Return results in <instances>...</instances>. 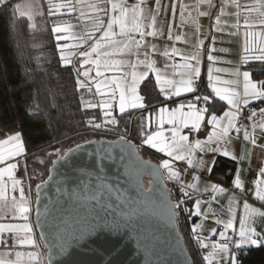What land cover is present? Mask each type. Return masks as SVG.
<instances>
[{
  "label": "snow or ice",
  "instance_id": "6c2138e0",
  "mask_svg": "<svg viewBox=\"0 0 264 264\" xmlns=\"http://www.w3.org/2000/svg\"><path fill=\"white\" fill-rule=\"evenodd\" d=\"M82 0H67L66 3L55 4L48 0V15L56 16L60 9H67L68 13L75 12L79 7L78 20L87 19V23L81 24L78 31H73L75 27L69 21L62 19L53 20L50 31L55 33L56 47L58 49L57 63L61 64L63 69L68 71L73 77L74 90L86 91L88 94L99 95L101 99L98 103L86 100L84 96L79 97L81 110L101 108L103 121L96 122V117H89L84 123L87 128L101 129L108 128L109 125L117 126L119 121L113 112L116 107L119 113H125L129 108L145 109L149 107L152 111L142 118L138 129L133 132L138 135L140 145H149L152 149H157L159 153L166 154L167 158L161 157V160L153 167V174L158 178L171 180L177 188L179 195L175 201L169 197L167 205L168 214L174 222L179 219L182 213H188L189 217H201L200 223H193L189 233V239L193 244L194 253L199 249H208L212 251L208 255H203L201 259L208 264H240L239 253L249 246H264V231H257L258 221L264 222V179L255 180L253 195L255 200L260 202L261 207H254L247 199L242 201V215L237 217L236 208L241 205L240 197L236 196L238 190L241 195L246 191L245 182L237 173L235 175L234 191L230 200L227 213L228 219H215V225H222V230L217 233L216 228L210 229V235H218L219 240L213 241L211 245L206 241L208 236L203 235L205 230L204 220L208 215L217 216L212 210L211 203L217 199L216 193H224L226 189L217 183H207L203 191L200 188V175H193L189 181H185L181 175V169L175 166V161H186L197 172L210 174L215 167V160H205L203 157H197L195 154L200 152L218 153L232 160L243 162L245 157L250 159L251 153L242 149L241 154L237 156L230 148L232 133L237 136L243 133L246 141H250L253 147H259L264 151V144L257 145L256 129L260 128L264 132V120L259 123L256 121L257 112L254 109H248L246 119L252 121L251 125H245V109L252 101H264V79H252L251 70L241 71L239 67L229 69L207 67V79L203 86L202 80V55L201 48L204 41H199L196 45V52L192 55H181L182 63H165L164 70L172 68V75H177L179 70V79L168 78L164 70L156 67L157 61L150 59V56L157 52L155 43L150 46L146 43L147 37L164 36L162 27L157 25V17L170 11L172 17H175L176 5L173 2L170 6L162 3V0H155L154 7L147 5L146 0H137L132 5L127 4V0H94L87 5L91 9L90 14H86L81 7ZM33 5H21L20 3L11 4V0H0V10L11 9L12 15L19 13L20 17L27 16L33 20L30 11ZM39 9V5H34ZM234 7L235 13H226V9ZM188 5L181 6V23L184 22L185 10ZM203 9V10H202ZM194 11L197 16H207L210 21V30L222 32L223 27L228 26L225 21L222 26V17L225 15H235L237 23L231 25L239 30L241 24L239 20L243 17L244 26L252 28L250 16L252 13H258L259 22L264 25V0H255L252 4H241L240 0H196ZM42 15V13H41ZM191 16V12H188ZM150 21V22H146ZM32 28L36 27L33 22ZM252 33H246L251 35ZM138 37V38H137ZM169 41L173 39L172 25H169L167 32ZM176 40L181 36L176 35ZM71 40L72 43H63L61 41ZM215 35L210 37V42L214 43ZM67 51V54H65ZM216 51L211 48L206 51L208 62L214 63L217 57L212 53ZM219 51H227L220 49ZM260 55H252V49L248 46L247 40L243 47L241 66L247 64L250 60H259L264 62V41L259 47ZM180 50L176 47L171 48V52L165 49L161 55L172 60ZM135 57V60L115 58V57ZM143 57V59H141ZM143 66V71L137 69ZM128 67L129 71L123 69ZM155 73V82L159 86V92L163 96V101L151 105V97L145 102V97L138 91L139 85L148 80L149 73ZM229 72L232 79L220 80L215 73ZM264 73V68L260 69ZM112 73V75H107ZM223 84L225 87L217 86ZM242 85V91L237 88ZM147 87V85H145ZM95 89V92L93 91ZM207 94H204V93ZM183 94H192L191 98ZM227 101V110L222 115H218L217 99ZM203 105L198 107V105ZM168 105H175L169 107ZM39 110L40 106L35 105ZM187 109V111H185ZM27 111V109H26ZM35 115V113H33ZM259 115L264 118V107L259 109ZM155 118L158 129L151 130V125ZM167 123L172 125L169 129L171 135L166 136L163 125ZM210 124L211 131L207 133V139H193L189 141V135L199 133L202 126ZM251 128V131H249ZM184 129H188V134H182ZM129 129H124V134L119 136L117 141L112 144L118 145L121 153L127 152L128 158L139 151V145H134L129 139ZM0 209L11 208V220L17 222L0 223V243H7L3 234L8 233L14 241L13 247L32 246L35 251L15 252V260H6L0 258V264H22L24 258L33 264H53L51 249L53 244L49 241L41 244L40 240L47 241L48 238L43 232L35 234L34 225L30 220L31 200L28 194L31 193L33 184L31 177L26 182L16 177V171L20 165V158L27 160V141L23 127L17 130H10L8 133L0 134ZM88 143H98L100 146L95 153H90V157H95L92 167H78L74 171L79 173L78 183L75 188L57 189L58 192H67V203L71 205L69 209L72 219L75 221L66 233H60L63 242L59 245L60 253H68L72 244L81 245L87 238L94 235L97 231L105 229L116 232L131 221L133 216L140 215V207L131 208L125 211L124 204L147 205L151 202V190L145 191L137 177V187L141 193L147 197V201H135L128 194V190L109 181L105 166V161L114 159L112 144L105 146L103 142L88 141ZM82 145L77 144L75 149L68 148L67 152H61L57 149L55 155L58 160H67L68 157L81 149ZM48 155H52L49 153ZM124 160L123 155L120 156ZM137 161L144 167L150 162ZM40 163H44L42 159ZM55 163V162H52ZM23 170L27 171V164L23 165ZM185 174L187 169L183 170ZM259 175L264 178V167H260ZM7 178V179H6ZM39 178V177H38ZM51 176L49 177V180ZM46 183L35 184L37 189V199L39 190ZM18 193V196L16 195ZM211 194L210 198L202 199L204 194ZM208 205V213L203 212V205ZM191 205V206H189ZM119 212V216H117ZM3 219V217H0ZM61 223H66L63 218ZM239 223V228L235 227ZM37 224L40 223L39 213H37ZM86 225V227H85ZM43 227V225H41ZM59 227V226H57ZM229 230L232 234L229 235ZM44 251H41V249ZM108 264H114L109 260ZM185 264H195L194 260L185 258Z\"/></svg>",
  "mask_w": 264,
  "mask_h": 264
},
{
  "label": "trees",
  "instance_id": "16d2710c",
  "mask_svg": "<svg viewBox=\"0 0 264 264\" xmlns=\"http://www.w3.org/2000/svg\"><path fill=\"white\" fill-rule=\"evenodd\" d=\"M42 1L44 15L39 20L41 25L35 28L31 27V22L27 17H20L18 14L13 16L10 8L0 10V134L23 127L27 141V160L22 159L20 165L26 162L27 172L23 170V167H19L17 177L23 179L22 177L25 178L29 173L28 176L34 182V191H32L34 192V204L35 184L47 179L51 164L57 158V156L47 158L46 155L41 154L44 150L69 142L70 145L64 149L66 152L68 148L92 139L116 140L124 134L125 128L130 130L129 135L132 139L139 140L133 130L138 129L142 121L140 114L152 110L149 107L142 112L135 109L120 114L118 115L119 124L110 126L111 130L87 128L84 122L89 117L95 116L96 122L100 123L102 114L99 108L81 110L79 97L83 95L86 100L93 102L95 95L83 90H74L75 73L70 75L61 64L57 63L58 49L55 33L50 31L53 20L71 21L76 19V14L50 16L48 15V0ZM12 2L11 0V4ZM243 68L257 74L252 76L254 80L264 79V73L260 72V69L264 68L263 62L249 61L243 65ZM206 79L207 77L203 75L201 86ZM139 91L145 97V102L151 97L152 106L163 101L157 84L151 76L141 84ZM191 96L192 94L188 97L191 98ZM217 101V113H221L225 106L221 101ZM263 102H257L253 106L259 107ZM35 105L40 106L39 110L35 108ZM139 150L146 158L160 162L162 157L160 154L145 148L144 145ZM41 155L44 156L46 162L38 165L33 160ZM176 167L181 169L183 176L181 166ZM234 169L235 162L220 157L212 171L214 176L222 177L226 179L227 184H230ZM165 181L170 196L175 201L179 195L177 188L173 181L167 179ZM197 222L198 218L189 217L188 213H182L177 220L179 231L195 264H207V261L201 259L202 249L194 253L193 244L189 239L191 226ZM238 255L240 264H264V246L246 247Z\"/></svg>",
  "mask_w": 264,
  "mask_h": 264
},
{
  "label": "water",
  "instance_id": "95a60500",
  "mask_svg": "<svg viewBox=\"0 0 264 264\" xmlns=\"http://www.w3.org/2000/svg\"><path fill=\"white\" fill-rule=\"evenodd\" d=\"M118 139L101 138L88 141L103 142L107 146ZM80 145L81 149L72 153L67 160H53L55 163L51 164L46 183L39 190L38 199L35 188L33 223L37 234L43 232L48 238L47 241L40 240L42 245L49 241L53 244V264H108L109 260L114 261V264H185L186 257L193 260L179 231L177 220L174 222L169 217L167 205L171 196L166 181L153 174L152 166L157 162L146 158L141 150L128 158V153H121L120 147L115 144H112L114 159L104 162L109 181L126 188L127 194L133 200L147 201V197L137 187L138 177L144 190H151V202L146 206L124 204L125 211L139 206L140 215L133 216L119 231H97L81 245L72 244L68 253H60L59 245L63 242L60 233H66L74 226L75 221L69 212L71 205L67 203V192L61 193L57 189L75 188L79 173L74 169L92 167L95 157H90L89 154L95 153L100 146L98 143L88 142ZM75 148L76 146L72 149ZM121 155L125 157L124 160L120 159ZM137 156L140 161L150 164L147 167L142 166L137 161ZM171 200L173 201L172 198ZM37 213L39 224L36 223ZM60 218L66 223H61Z\"/></svg>",
  "mask_w": 264,
  "mask_h": 264
},
{
  "label": "crops",
  "instance_id": "0c3cea01",
  "mask_svg": "<svg viewBox=\"0 0 264 264\" xmlns=\"http://www.w3.org/2000/svg\"><path fill=\"white\" fill-rule=\"evenodd\" d=\"M56 1H58V0H56ZM128 1L129 0H127V2ZM130 1L136 2V0H130ZM247 1H249V4H252L255 2V0H247ZM146 2H147L148 6H149V3H153L152 6H150V7H154L155 0H146ZM173 2L176 5L174 19H173L170 11L165 12L163 15H160L157 17V25H158V27L163 28L165 35L164 36L158 35L157 36L158 38H152L151 37L152 39L149 41V45H151L153 43H155L156 45L160 44L159 45L160 49H158V51L160 53H162L164 51L163 44H166L165 40H168L167 32L169 29V25L171 24L172 25L173 39L171 41L168 40V43L174 45V47L178 48L180 50V52H184L186 50L193 49V47L196 48V45L198 44V42L202 40V41L206 42V46H207V47L205 46L206 49L208 47L210 49L215 48L216 50H218V52H221V53L226 52L229 55V58L231 59V61H229L228 63H225V64H220V65L214 66L213 68L231 70L233 68L239 67L241 71H245L243 66H241V61H242L243 47H244L246 40H247L248 46L252 49V52L250 53V57L252 55H255V56L260 55L259 47L261 46V42L264 41V25L260 24L258 13H252V15L250 16V18H249L250 23L253 24V27L250 29L246 28L244 26V20H243V17H241V19L239 20L241 27L239 28V30H237V31L235 30V33H232V31L230 30L231 21H232V24H234V22L237 23V19H236L235 15H233L231 18H229L230 15H225L224 17H222V26H223L225 21L227 22L228 26L223 27V31L217 33V32H214V30H210V21H209V18L207 16H197L196 12L194 11L196 0H162V3L166 6H170ZM39 3L44 8L43 1L40 0ZM240 3L243 4V0H240ZM182 5H188L189 6V8L187 10H185V16H184V22L183 23H181V15H180ZM188 12H191V16L188 15ZM231 12L235 13L236 9L233 7V10H231ZM71 13H74V12H71ZM226 13H229V8L226 9ZM59 14L70 15V13L67 12V9H60V12L57 13V15H59ZM74 14H76V13H74ZM146 22H150V21H146ZM246 33H252V34L246 36ZM232 34H233V37H232ZM176 35H180L181 39L176 40L175 39ZM212 35H215L214 43L210 42V37ZM220 49H227V51H219ZM214 53H215V51H214ZM249 61H259V60H252L250 58ZM203 66H202V69H203L202 76L205 75V77H207L206 69H207V67H209L207 64V60H205V62L203 63ZM178 73H179V70H177L176 76H172L170 78L171 79H179ZM214 75L218 76L220 78V80H222V81L232 79L229 72H219V73H215ZM149 76H151L155 80L154 72H153V74H151ZM252 79H254V78L252 77ZM217 86L225 87L223 84H218ZM157 87L159 90L158 85H157ZM93 91H95V90H93ZM237 91H242V85L237 88ZM183 95L190 96L191 94H183ZM216 99L219 100L218 97ZM260 101L261 100L252 101V103L250 105H255L257 102H260ZM221 102L225 106V109L223 111L227 110V108H228L227 101H221ZM168 106L172 107L175 105H168ZM198 107H202V105H198ZM261 107H264V102L261 104V106L257 107L258 112H257V117L255 119L258 123L261 120H264V118H262L259 115V109ZM138 110L140 112H142L145 109H138ZM151 111L152 110L147 111L144 114H140V115H142L141 119L143 117L147 116L149 114V112H151ZM185 111H187V109H185ZM223 111H221V113H217V114L222 115ZM158 127L159 126H158L155 118L153 117L151 130H157ZM171 127H172V125H169L167 123H165L163 125V130H164V133L166 136L171 135V133L169 131V129ZM211 128H212V126L210 124H206L205 126H202V129L199 133L189 135V141H192L193 139L206 140L207 139V133H209L211 131ZM249 131H251V128H249ZM182 134H188V129H184ZM231 135L233 137V139L231 140V144H230V148L232 149V151L237 156H239L241 154L242 149H246V150L250 151V153H251L250 159L248 157H245L244 161L240 162L239 160H235V161L232 160L230 158V156L225 157V156L218 154V153L197 151L195 154L197 157H203L205 160H215V164L217 163V160L220 157H222L224 159H228V160L230 159L233 162H235V169H234L235 171L233 172L232 177L230 179V184H227L226 179H224L222 177L217 178L216 176H214L213 171L210 174L203 173V172H197L190 165H188L186 161H175L174 162L175 166H181L182 172H183V178L186 182L189 181L193 175H200L201 176V180L199 182L201 191H203L204 185L207 183H217L221 187L226 189V191L224 193H216L215 195L217 196V199L213 200L211 203V208L213 211H215L217 213V216H212L211 214H209L208 219L204 220L205 230H204L203 235L209 237V239L206 241L207 243H209V245H211V243L213 241L219 240V236L218 235H215V236L210 235L209 230L212 228H216L217 233H218L220 230H222V227H223L222 225H215V219L216 218H221V219H228L229 218L228 213H227V209H228L230 200L232 198V193L235 190L234 189V183H233V181L235 179V175L238 173L240 175L241 179L244 180V182L246 183L245 179H246L247 167L253 166L254 168L258 169V175H257L255 180L264 179L259 175L260 167H264V151H262L259 147H253L252 144L250 143V141H246L244 139L243 133H240L239 136H237V134L235 132H233ZM255 135L257 137V145L264 144V132H262L260 128L256 129ZM144 147L145 148L147 147L149 150H152L155 153L160 154L162 157L167 158L166 154L159 153L157 149H152L149 145H144ZM184 169H187L186 174L183 171ZM245 188H246V191L243 195H241V193L238 190H235L236 196L240 197V199H241V205L235 209L237 212L238 219H239V216L242 215V211H243L242 201L244 199H247L248 202L250 204H252L254 207H261L260 202L256 201L255 197L253 195V190L255 188V184L253 183V185L250 187H247L245 185ZM210 195L211 194L206 193V194H204V196H202V199L207 200L210 198ZM203 212L208 213V205L207 204L203 205ZM197 218H198L197 223H200L201 220H203V216L197 217ZM238 219H237V223L235 225V227L237 229L239 228ZM255 226L257 228V231H264V222L258 221ZM231 234H232V232H231V230H229V235H231ZM249 247H256V246H249ZM20 250H21V252H28V251H30V248L29 247L24 248V246H22V247H20ZM208 250L210 253L212 251L211 247H209Z\"/></svg>",
  "mask_w": 264,
  "mask_h": 264
},
{
  "label": "rangeland",
  "instance_id": "374dc122",
  "mask_svg": "<svg viewBox=\"0 0 264 264\" xmlns=\"http://www.w3.org/2000/svg\"><path fill=\"white\" fill-rule=\"evenodd\" d=\"M12 1H13L12 4L20 3L21 5H33L32 8H30V9H26L27 11H30L31 14H32V16H33V20H30V22H31V24L34 22V23L36 24V26H40V25H41V21H39V20L42 19L41 16L44 15V14H43V12H44V8H43V6L39 3L40 0H12ZM52 2L55 3V4H60V3H66L67 0H58V1H56V0H52ZM75 2H76V0H73V3H75ZM92 2H94V0H82V2H81V7H83V10L85 11L86 14H90V13H91V9H89V8L87 7V5L90 4V3H92ZM136 2H137V0H136ZM136 2H133V1H130V0H129V1L127 2V4H128V5H132V4L136 3ZM37 4L39 5V9H37L36 7H34V5H37ZM152 4H153V3H149V6H152ZM243 4H249V1H247V0H243ZM231 10H233V7H229V13L231 12ZM41 13H42V15H41ZM74 13H76V19L71 20V21H69V22H70L72 25L75 26V27L73 28V31H78V30H79V27H80L81 24L87 23V19H85V20H78V19H77V17L79 16V7H78V10L75 11ZM231 13H232V12H231ZM17 14L19 15V13H17ZM232 16H233V15H230L229 18H231ZM25 17H27V16H25ZM27 18H28V17H27ZM234 24H236V23L234 22ZM234 24H232V21H231V25H234ZM231 25H230V30L232 31V33H235V30L237 31V29L234 28V27H232ZM232 37H233V34H232ZM137 38H138V37H137ZM152 38H153V37H152ZM152 38H151V37H147L146 43H147L148 45H149V41H150ZM155 38H158V37H155ZM232 40H233V39H232ZM232 40H231V41H232ZM165 41H166V44H163L164 50L167 49L169 52H171V48H172L174 45L169 44V43H168V40H165ZM66 42L69 43V44L72 43L71 40H68V41H61L60 43L63 44V43H66ZM232 42H233V41H232ZM159 45H160V44L157 45V52H156L155 54L151 55V56H150V59H155V60L157 61V63H156V67H158V68H160V69H162V70H164V64H165V63L172 64L173 61H174L176 64H180V63H182L181 55H192L193 53L196 52V48L193 47V49H189V50H186V51H184V52H180V54H176V55L173 57V59L170 60V59H168L167 57L161 56V53L158 51V49H160V46H159ZM149 46H150V45H149ZM205 46H206V42H204V44H203V46H202V48H201V55H202V57H203V59H202V66H203V63L205 62V60H207V59H206V54H205V53H206L207 50L210 49L209 47L206 49L207 46H206V47H205ZM65 54H67V51H66ZM212 54L215 55L218 59H217L216 62L211 63V64H210V62L207 61L208 66L214 67V66H217V65H220V64H225V63H228L229 61H231V59L229 58V55H228L226 52H225V53H221V52H218V50H216L215 53L213 52ZM115 58H117V59H119V58L129 59V60H132V61L135 60V57H134V56H132V57H115ZM141 59H143V57H141ZM203 67H204V66H203ZM123 70H124V71H129L130 69H129L128 67H125ZM143 70H144L143 66H140V68L137 69V71H143ZM172 71H173L172 68L169 67L167 70H164V74H165L168 78H170V77L173 76V75H172ZM202 71H203V69H202ZM151 74H153V72H150V73H149V75H151ZM154 74H155V73H154ZM107 75L110 76V75H112V73H107ZM152 76H153V75H152ZM142 83H143V82H142ZM142 83H141V84H142ZM141 84L139 85L138 91H139V89H140ZM94 90H95V89H94ZM94 92H95V91H94ZM139 93L141 94L140 91H139ZM100 99H101V97H100L99 95H95V99H94L93 102H94V103H98ZM97 108H99V107H97ZM99 109H100V112H101V114H102V109H101V108H99ZM136 109H139V108H136ZM133 110H135V109L129 108L125 113H127V112H131V111H133ZM120 114H121V113H119V109H118V107H116V110L113 112V115L116 116L117 120H118V115H120ZM101 117H102V120H101V122H102V121H103V114L101 115ZM110 126L113 127L112 125H109L108 128H109ZM68 145H70L69 142H66V143L61 144V145L53 146V147L50 148V149L44 150V152H42L41 154H44V155H46L47 158H50V159H51V158H53L54 156H56V155H55V152H56L57 149L61 150V152H64L65 147L68 146ZM49 153H52V155H48ZM22 159H23V158H20V161H21ZM40 159H42V160L44 161V163L46 162L45 159H44V156L42 157V155H41L40 157L35 158L33 161H35L36 163H38V165H39V164H40V165H41V164H44V163H40V162H39ZM24 164H25V163H24ZM24 164H22L21 167H23ZM18 170H19V168H18L17 171H16V177H17V172H18ZM26 172H27V171H26ZM25 174H26V173H25ZM28 175H29V173L26 175L25 178L22 177L23 179H25L26 182L28 181V178L30 177V176H28ZM17 178H18V177H17ZM6 179H7V178H6ZM18 179H21V178L19 177ZM31 182H32V181H31ZM35 182H36V181H35ZM33 183H34V182H32V184H33ZM33 187H34V184H33ZM33 187H32V191H34V190H33ZM32 191H31V193L28 194V195L30 196V198L33 199V193H34V192H32ZM16 195L18 196V193H16ZM33 210H34V203L31 204V212H30V220L32 221V223H33V215H34V214H32V213H33ZM11 216H12V210H11L10 207H9V208H4V209H0V217H3V219H0V223L17 222V221H15V220H11ZM33 225H34V223H33ZM34 232H35V234H37L36 226H35V225H34ZM3 236H4V238L7 240V243H6V244H4V243H0V258L6 259V260H15V252H17V251H21V250H20V247H22V246H20V245L17 244L15 247H13V245H14V241L12 240L11 235L8 234V233H4ZM37 236H38V234H37ZM39 242H40V241H39ZM26 247H29V248H30V251H35V248L32 247V246H24V248H26ZM41 251H44V249L42 248ZM22 264H33V262H29V261H27L26 258H24Z\"/></svg>",
  "mask_w": 264,
  "mask_h": 264
},
{
  "label": "built area",
  "instance_id": "2783aa9c",
  "mask_svg": "<svg viewBox=\"0 0 264 264\" xmlns=\"http://www.w3.org/2000/svg\"><path fill=\"white\" fill-rule=\"evenodd\" d=\"M162 99H164L163 96H162ZM248 109H254L256 112H258L256 106L250 105L248 108H246L245 109V118L243 119V123L245 125H251L252 124V122L250 120L246 119V115H247ZM129 139H131V142L133 144L139 145V149H141L143 147V145H140V141L139 140L132 139L130 135H129ZM257 175H258V169L254 168L253 166L252 167L248 166L247 167V173H246V179H245V181H246L245 185L247 187L252 186L254 180L257 177ZM31 200L33 201L32 198H31ZM202 253H203V255H208L209 254V250L208 249H202ZM207 264H208V262H207Z\"/></svg>",
  "mask_w": 264,
  "mask_h": 264
}]
</instances>
